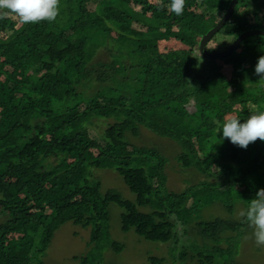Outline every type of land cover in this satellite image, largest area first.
Here are the masks:
<instances>
[{
    "label": "trees",
    "instance_id": "1",
    "mask_svg": "<svg viewBox=\"0 0 264 264\" xmlns=\"http://www.w3.org/2000/svg\"><path fill=\"white\" fill-rule=\"evenodd\" d=\"M229 2L185 0L177 16L170 0H60L54 22L0 19V264H45L65 222L89 227L76 264H118L101 253L123 248L105 236L110 203L122 230L166 244L149 264H251L238 256L250 226L235 212L264 189V141L245 149L219 130L228 115L243 123L264 111L254 71L264 36L224 57L198 51ZM249 29L264 31V0H236L206 50ZM143 128L173 141L178 165L201 178L168 188V156L137 143ZM104 168L133 200L102 189ZM213 204L225 214L206 217Z\"/></svg>",
    "mask_w": 264,
    "mask_h": 264
},
{
    "label": "rangeland",
    "instance_id": "2",
    "mask_svg": "<svg viewBox=\"0 0 264 264\" xmlns=\"http://www.w3.org/2000/svg\"><path fill=\"white\" fill-rule=\"evenodd\" d=\"M141 134L135 138L137 143L158 144L163 152L168 156L165 168L167 175V186L172 190H182L201 176L193 169H182L176 162L174 155L177 151L176 144L168 138L151 136L145 129H141ZM102 189L114 188L120 194L133 200L135 195L129 190L116 172L109 168L98 171ZM241 208L238 207L235 214H240ZM121 208L115 204L109 205V224L105 230V236L123 244L120 251H114L110 248L101 249L105 262L118 264H149L146 260L147 255L163 256L167 255L166 244L161 242L149 241L139 237L133 229L124 231L120 227ZM205 216L224 215L225 211L220 206L211 205L204 211ZM253 229L241 237L239 258L251 264H264V246H257L252 237ZM89 236V227H80L72 222H65L54 232L50 243L46 247L45 264H76L71 259L72 255L85 253ZM163 264H172L169 257L165 256Z\"/></svg>",
    "mask_w": 264,
    "mask_h": 264
},
{
    "label": "clouds",
    "instance_id": "3",
    "mask_svg": "<svg viewBox=\"0 0 264 264\" xmlns=\"http://www.w3.org/2000/svg\"><path fill=\"white\" fill-rule=\"evenodd\" d=\"M185 0H170L168 10L177 16L183 14ZM60 0H0V19L15 15L22 24L54 22L59 15ZM255 74L264 81V55L258 57ZM223 138L241 148H247L257 140L264 141V111H257L241 123L236 115L225 117L221 126ZM218 131V132H219ZM253 229L252 237L257 246H264V189L250 200L246 209L240 212Z\"/></svg>",
    "mask_w": 264,
    "mask_h": 264
},
{
    "label": "water",
    "instance_id": "4",
    "mask_svg": "<svg viewBox=\"0 0 264 264\" xmlns=\"http://www.w3.org/2000/svg\"><path fill=\"white\" fill-rule=\"evenodd\" d=\"M236 3V0H230L226 11L222 15V17L218 20V22L211 28L209 29L200 39L199 44H198V51L200 54H202L205 57L208 58H219V57H224L229 55L236 47L237 45L248 35L252 34H259L264 36V31L260 29H249L245 30L242 33H240L236 38H234L223 50H220L218 52H208L206 50V43L210 39V37L216 33L222 25L228 20L234 5Z\"/></svg>",
    "mask_w": 264,
    "mask_h": 264
}]
</instances>
